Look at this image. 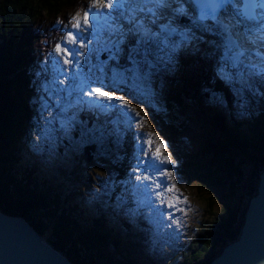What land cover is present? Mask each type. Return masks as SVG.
I'll return each instance as SVG.
<instances>
[{
    "label": "snow or ice",
    "instance_id": "snow-or-ice-1",
    "mask_svg": "<svg viewBox=\"0 0 264 264\" xmlns=\"http://www.w3.org/2000/svg\"><path fill=\"white\" fill-rule=\"evenodd\" d=\"M53 28L64 33L50 50L59 58L54 64L62 60L64 65L58 67V75L69 71L72 75L67 88L63 78L54 79L64 95L52 93L56 100L45 105L38 117L48 125L50 135L45 137L40 129L37 137L47 139L52 149L58 136L51 133L71 140L70 133L78 128L81 141L96 143L101 150L108 144L120 148L125 128L130 131L134 122L130 159L135 163L128 165L123 179L98 176L100 188L92 195L100 199L115 193L112 209L129 217L140 215L141 194L148 192L149 203L154 197L167 208L184 212L178 205L186 201L179 198L175 185L154 179L172 175L161 168L173 163L161 152L164 141L158 137L154 141L155 133L141 131L145 119L129 99L151 94L152 78L162 70L170 71L181 50L203 48L214 78L231 91L234 106L243 115L257 90L264 92V0H90L82 15L77 11L63 27L57 21ZM211 100L225 103L216 93ZM82 113L95 117L92 127ZM33 147L39 150L40 145ZM162 219L178 223L168 213ZM170 226L158 225L160 229ZM146 243L154 246L156 241L150 235Z\"/></svg>",
    "mask_w": 264,
    "mask_h": 264
},
{
    "label": "trees",
    "instance_id": "trees-1",
    "mask_svg": "<svg viewBox=\"0 0 264 264\" xmlns=\"http://www.w3.org/2000/svg\"><path fill=\"white\" fill-rule=\"evenodd\" d=\"M76 1L0 0V209L8 216H19L25 219L41 234L43 231L56 233L53 234L56 241L51 244L66 255L73 254L74 258H70V261L74 264H121L115 256L118 248L121 250V260L126 264H134L133 257H136V254L129 241L136 236L135 232L134 237L131 234L127 235L128 237L125 239L122 237L123 234L118 236L119 239L116 240L122 241L123 245L118 242H110L106 239L105 233L109 234L114 226L100 222L101 218L106 219L104 212L101 211L98 216H87V218L80 217V213L75 212L84 225L89 226L94 223V228L90 227V231L86 233L87 229L79 225L78 219L74 218L72 213L75 209H79L74 205L75 203L82 206L78 198L67 203V199L73 198V194L62 195L55 187H53L54 190H46L45 186L50 183L48 176L44 178L46 184H39L36 180V177L39 176L37 172L31 173L34 168L25 165L20 156L23 147L29 149L33 136L37 135L40 126L31 119L32 104L36 105V103L32 97L35 92L30 88L29 79L30 74H34V72L30 73L29 69L34 66L38 53L36 46L40 38L35 26L38 27L56 16L65 14L74 7ZM181 58L186 60L192 56L181 55ZM194 62L199 64L198 59ZM196 86L182 88L180 95L185 98H187L185 93L188 92L195 95ZM225 90L228 88L225 87ZM176 101L180 102L179 96L176 97ZM202 113L208 119L197 114L198 120L203 124L200 126L202 133L198 150L202 149V152L205 150L206 160L200 163L198 151L194 156L189 153L188 161L190 160V162L187 161L185 171L187 174L193 173L200 184L208 189L209 196L205 198L209 209L213 207L214 203L220 204L223 201H227V203L223 205V212L220 213L219 219L214 222V218H212L209 227L200 230L201 233L197 237L195 246L184 252L185 259L183 254L178 252L172 264H183L182 258L188 260L186 264H209L212 256L216 254L214 252L216 246H220V244H222L221 247L225 246L227 243L237 241L241 236V230L236 227L241 213L235 210L234 202L243 189L241 187L243 177L241 172L236 171L238 168L231 164L235 161L230 160L229 157H240L241 161L249 163L246 165V169L254 171L256 175L264 171V135L256 132L252 138H243L244 144L247 145L245 146L249 150L255 149V153L251 150L242 152L233 150L221 134L218 135L217 131H213L215 122L223 123L222 112L220 111V115H218L210 111V116L215 119H211L205 110ZM188 114L190 115V112ZM160 120L168 130L170 139H176L175 136H177V140L180 139L183 142L188 131H191L175 115ZM262 127L264 128V125ZM211 128L213 129L210 132ZM70 135L71 140L67 138L63 140L67 144L79 142L85 145L94 144L81 141L78 128ZM190 138L194 139L193 136ZM177 140L174 141V144ZM187 144L188 147L183 152L182 160L185 159L184 153L195 151L188 142ZM210 155L215 161L210 160ZM254 156L257 157L253 159ZM118 163L121 164V161L119 160ZM259 163L261 165H258ZM120 164H114V167L117 166L116 175L121 173ZM17 168L22 174L18 173ZM97 168L100 171L105 170L102 167ZM30 180L43 189L39 191L32 189ZM249 194L251 193L249 192ZM37 198L42 202H36ZM62 204H67V206L63 207ZM83 207L86 209V205ZM132 224L134 225V223ZM104 226L108 230H105ZM62 228L76 233L74 241L64 235ZM97 228L100 230L97 231ZM114 234L116 233L114 232ZM49 239L52 238L49 237ZM145 245L148 246L147 243ZM145 245L141 244L140 247ZM66 246H69L70 249ZM94 253L98 254L99 257L96 256L99 261L93 258ZM135 264L140 263L137 260Z\"/></svg>",
    "mask_w": 264,
    "mask_h": 264
},
{
    "label": "rangeland",
    "instance_id": "rangeland-1",
    "mask_svg": "<svg viewBox=\"0 0 264 264\" xmlns=\"http://www.w3.org/2000/svg\"><path fill=\"white\" fill-rule=\"evenodd\" d=\"M57 21L58 18H55L53 19L52 22L49 23L51 24L50 29H48L49 25L47 23L43 25V28L48 29V32L51 33L52 29H54L53 25H55ZM39 34L41 35L40 32ZM78 45H79V41H77L76 46ZM81 52H84V49H81ZM186 53L191 54L189 56H192V58L195 57L194 51L190 50L187 51ZM47 54H48V60L53 63L59 59L52 51H48ZM72 59H76V58L72 57ZM197 59H195V61ZM60 63L61 64L59 66L54 64V66L51 69V73L54 76V79H60L62 78V76H66V79L69 81L68 79V77L70 76L69 73L58 75V67H64L62 60L60 61ZM67 67H69L70 69H74L75 65H70ZM42 83H44V81ZM64 86L69 87L70 85L65 84ZM36 91H39V87L36 89ZM257 91L260 92L259 90ZM259 96L260 94L254 97L257 101L251 99L249 106L257 104V106L260 107L261 106L260 103L264 102V97H259ZM32 97L36 98L34 96ZM138 97L140 101H143V103H141V108L144 110V112L147 115V117H144L145 122H147V128L150 129L152 133H155V135L153 136L155 138V141L157 137L159 138V140L164 141V146L162 148V151H168V152L171 151L172 154L173 151L175 150L178 153L183 154L185 148L188 147V144L185 145L180 139L177 140V136H175L176 139H172V138L170 139V137L168 138L164 133L162 126L160 125L162 121L160 120V118H157L155 116L153 106L149 104L148 97L146 95L138 96ZM37 104L42 105V102L37 101ZM164 111L165 108L163 107V112ZM175 140H177V142L174 144ZM92 147L95 148V151L91 152V154L89 153L90 156L89 160L84 152L88 147L84 143L67 144L63 140L57 141L55 143V147L52 149L49 148V144L41 146L39 150L37 149V154L36 155L32 154V155L39 158L38 160H40V164L42 165V168L48 174V178L52 179L55 186H60L62 192L66 193L68 191H71V193L80 197L83 203L88 204V206L93 208L94 210H99L97 204H103L105 206V210L107 213L106 217L111 221H113V223H115L117 222V219L114 216L113 213L114 210L108 203H105L107 197H101L100 199H97L92 195V193H94L98 188H100L99 179H97L98 176L96 174L98 172L97 167H103L105 164L110 162L111 159L117 153H119V148L117 149L109 148L105 150H99L95 146ZM237 157H235L236 159L230 157V159H235L236 160L235 163L236 162L239 163L241 169V170L239 169V171L241 172V175L243 177V181L241 184V187L243 189L234 202L236 208L235 210H238V212L241 213V217L239 218L238 223L236 224L237 229L241 230V227L244 224L245 212L247 209V205L250 201V197L254 195L255 190L257 188L258 178L254 171H250V174L246 171V165L249 163H245L241 161L240 157L238 158ZM241 158L243 157L241 156ZM86 162H89L90 164ZM235 163H231V164L234 165ZM161 168L163 171H165V164L162 165ZM170 172L173 174L172 171ZM180 174L181 177H176V176L173 177L175 179V182L180 183L182 187L185 188L186 193L190 196V198L197 204V211L193 216L190 227L192 228V225L195 223H200L199 218L201 217L202 212L204 213V219L207 224H210L212 218H214L213 220L214 222L217 221L219 219L220 213L223 212L222 211L223 205H225L227 201H223L220 204L214 203L213 207L209 209L207 206V200L205 198L209 196L208 189L204 185L200 184L198 178L194 176L193 173H189L188 175L185 172L180 171ZM166 178L168 177H162V176L154 177V179H156L159 183H162ZM166 184H169V182H167ZM174 185L176 187V190H178L177 189L178 184L175 183ZM249 192L251 194H249ZM151 195H152L151 192L141 194V198L144 200V203L147 204L148 210L149 208L153 209L152 212H149L150 214H152V218L150 219V228H151L150 231L154 233L152 237L156 241L155 245L154 246L152 245L153 247H151L152 253L149 256L151 260L148 257L147 262L148 264H163L164 263L163 261L167 262L170 259H173L174 257L177 256L176 246L171 239L169 243L164 242L162 240L163 235L161 233L167 231L168 227L160 229L158 225L165 223L157 224V220H158V216L162 218L161 210L163 209L164 205L160 204L158 201H155L154 197H152V203H149L147 197ZM71 200L69 201L70 203L72 202ZM74 205L77 208H80V204L78 205L77 203H75ZM201 206H203V210ZM154 210H158L157 213ZM138 225L140 226V228L143 227L142 223ZM192 232H194L193 229L188 231V236ZM127 235L129 234L124 233L122 237L125 239V237H128ZM165 236L166 238H170V235L168 233ZM147 244L148 246L150 245V243ZM221 245L222 244H220V246H216L214 252L218 254L222 250ZM148 246L145 245L140 247L139 252L137 251L136 248L135 254H140V252L145 248H148ZM209 264L212 263L209 262Z\"/></svg>",
    "mask_w": 264,
    "mask_h": 264
},
{
    "label": "water",
    "instance_id": "water-1",
    "mask_svg": "<svg viewBox=\"0 0 264 264\" xmlns=\"http://www.w3.org/2000/svg\"><path fill=\"white\" fill-rule=\"evenodd\" d=\"M186 121L195 126L199 125L189 119ZM160 125L169 138L168 130L162 122ZM198 138L200 140L201 136L199 135ZM85 154L89 160V149L85 151ZM204 160H206L205 156L202 161ZM210 160L215 161L211 155ZM234 167H237L236 171L240 173L238 162L234 164ZM246 171L250 174L248 169ZM256 176L258 178L256 189H260V195L247 211L244 224L241 227V236L212 264L264 263V172ZM28 262L32 264H67L56 251L46 245L40 237H37V233L25 220L6 216L0 212V264H27Z\"/></svg>",
    "mask_w": 264,
    "mask_h": 264
},
{
    "label": "bare ground",
    "instance_id": "bare-ground-1",
    "mask_svg": "<svg viewBox=\"0 0 264 264\" xmlns=\"http://www.w3.org/2000/svg\"><path fill=\"white\" fill-rule=\"evenodd\" d=\"M187 55H191V54H183V56H187ZM229 159H230V157H229ZM230 160H234V161H236L235 159H230ZM54 215V214H53ZM100 217V216H99ZM49 224V223H48ZM134 225H137L139 228H140V226L138 225V224H136V223H134ZM135 231H138V230H135ZM127 234H131V236L132 237H134V232L133 231H131V230H129V231H125ZM124 234V233H123ZM116 239H119V237H116ZM64 247V246H63ZM66 248H68V249H70V247L69 246H66ZM139 248H140V245L137 247V251L139 252L140 250H139ZM70 253V252H69ZM27 264H32L31 262H28ZM248 264H249V262H248ZM262 264H264V263H262Z\"/></svg>",
    "mask_w": 264,
    "mask_h": 264
},
{
    "label": "crops",
    "instance_id": "crops-1",
    "mask_svg": "<svg viewBox=\"0 0 264 264\" xmlns=\"http://www.w3.org/2000/svg\"><path fill=\"white\" fill-rule=\"evenodd\" d=\"M56 17H58V16H56ZM56 17H55V18H56Z\"/></svg>",
    "mask_w": 264,
    "mask_h": 264
}]
</instances>
